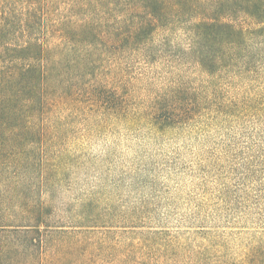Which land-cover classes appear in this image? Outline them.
Masks as SVG:
<instances>
[{
    "label": "trees",
    "instance_id": "1",
    "mask_svg": "<svg viewBox=\"0 0 264 264\" xmlns=\"http://www.w3.org/2000/svg\"><path fill=\"white\" fill-rule=\"evenodd\" d=\"M140 122L217 129L239 169L216 204L198 199L196 251L117 221L98 191L67 213L42 200L85 141ZM223 204L237 233L201 221ZM162 249L178 264H264V0H0V264H151Z\"/></svg>",
    "mask_w": 264,
    "mask_h": 264
},
{
    "label": "rangeland",
    "instance_id": "2",
    "mask_svg": "<svg viewBox=\"0 0 264 264\" xmlns=\"http://www.w3.org/2000/svg\"><path fill=\"white\" fill-rule=\"evenodd\" d=\"M164 70L160 65L155 79L166 85ZM140 123L134 126L138 129L120 126L114 131L97 133L85 141L73 153L66 168L52 180V192L42 194V200H49L67 213L98 191L93 198L101 210L116 216L117 221L128 217L135 220L134 226L137 227L133 230L136 231L165 230L163 236L151 237L155 243L164 239L161 245L167 248L166 241H170V237L177 236L180 243L188 237L187 230L196 217L198 199L206 195L216 204V190L221 185L235 187L239 169L233 168L232 156L223 161L224 157L218 155L217 129L197 125L166 131ZM241 159H238L240 169L244 168V156ZM202 184L205 192L200 189ZM226 208L225 204L220 207L205 205L200 210L201 221L205 220L210 228H228V231L237 233L243 224L229 228L234 225L227 223L226 219L233 214ZM198 223L195 221L193 226ZM231 238L227 255L238 263L245 254L246 242L237 234ZM187 244L190 253L204 242L201 237L191 235ZM164 252L162 249V255ZM178 258L168 260L166 254V257H154L151 264H178Z\"/></svg>",
    "mask_w": 264,
    "mask_h": 264
}]
</instances>
